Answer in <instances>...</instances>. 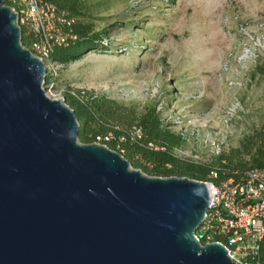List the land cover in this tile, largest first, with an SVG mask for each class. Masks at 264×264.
<instances>
[{
	"label": "water",
	"instance_id": "water-1",
	"mask_svg": "<svg viewBox=\"0 0 264 264\" xmlns=\"http://www.w3.org/2000/svg\"><path fill=\"white\" fill-rule=\"evenodd\" d=\"M0 0V264H241L196 237L205 181L149 176L119 151L78 139L47 68Z\"/></svg>",
	"mask_w": 264,
	"mask_h": 264
},
{
	"label": "rangeland",
	"instance_id": "rangeland-1",
	"mask_svg": "<svg viewBox=\"0 0 264 264\" xmlns=\"http://www.w3.org/2000/svg\"><path fill=\"white\" fill-rule=\"evenodd\" d=\"M72 2L79 21L108 32L111 48L60 64L48 96H106L124 107L119 123L156 106L170 129L188 128L177 156L212 163L219 156L204 139L226 136L223 154L252 163L264 140V0ZM234 97L246 109L243 121L213 128Z\"/></svg>",
	"mask_w": 264,
	"mask_h": 264
},
{
	"label": "built area",
	"instance_id": "built-area-1",
	"mask_svg": "<svg viewBox=\"0 0 264 264\" xmlns=\"http://www.w3.org/2000/svg\"><path fill=\"white\" fill-rule=\"evenodd\" d=\"M9 1L22 30L23 47L44 61L47 77L57 75L60 63L52 59L55 50L82 39L76 30L77 17L49 0ZM103 42L109 44L108 39ZM47 87L50 84L46 79L45 90ZM72 93L75 94L74 91ZM245 113L241 100L234 97L226 112L216 119L212 127L216 128L219 122H223L229 129L234 121H243ZM163 121L171 128L165 118ZM143 134L142 126L135 124L120 135L114 131L99 134L93 143L109 147L110 143L117 142L120 146L128 140L138 141ZM180 134L184 141L189 140L187 126L182 128ZM225 138L222 140L210 135L204 142L214 155L220 156L224 152ZM219 177V170L213 169L205 181L210 191V207L196 237L203 244H223L229 256L241 264H264V165L251 167L238 178L232 176L217 181Z\"/></svg>",
	"mask_w": 264,
	"mask_h": 264
},
{
	"label": "trees",
	"instance_id": "trees-1",
	"mask_svg": "<svg viewBox=\"0 0 264 264\" xmlns=\"http://www.w3.org/2000/svg\"><path fill=\"white\" fill-rule=\"evenodd\" d=\"M49 1L68 10L74 5L72 0ZM4 2L11 6L9 0ZM75 14L77 11L72 13L73 16ZM76 30L82 39L75 44L57 48L52 55L53 60L60 64H68L82 58L87 51H108L111 48V43L106 45L103 42L108 39V32H95L92 23L78 20ZM22 43L24 44L23 39ZM55 77L48 75L47 83L50 84ZM65 101L76 112L80 124L78 139L82 143H93L97 135L108 131H114L120 135L126 133L135 124L141 125L144 132L141 139L135 142L128 140L120 146L117 142H112L109 148L122 153L134 168L140 169L149 176H178L207 181L211 171L218 169L220 177L217 181H220L232 176L238 178L249 168L264 165V140L253 154L251 164L242 161L234 163L235 157L230 154H222L212 163H196L175 154V150L182 147L185 141L179 132L173 131L164 124L156 106L148 107L138 117L128 115L129 120L119 123L117 120L120 119L119 114H122L124 107L106 96L83 91H75L74 94L68 91ZM131 110L135 113L134 109ZM135 120L137 123H134ZM262 138L264 139V133Z\"/></svg>",
	"mask_w": 264,
	"mask_h": 264
}]
</instances>
